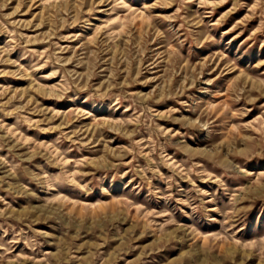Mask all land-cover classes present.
Listing matches in <instances>:
<instances>
[{
  "label": "rangeland",
  "instance_id": "1",
  "mask_svg": "<svg viewBox=\"0 0 264 264\" xmlns=\"http://www.w3.org/2000/svg\"><path fill=\"white\" fill-rule=\"evenodd\" d=\"M0 264H264V0H0Z\"/></svg>",
  "mask_w": 264,
  "mask_h": 264
}]
</instances>
